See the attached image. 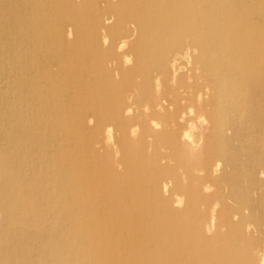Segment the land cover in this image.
<instances>
[{"label": "bare ground", "instance_id": "1", "mask_svg": "<svg viewBox=\"0 0 264 264\" xmlns=\"http://www.w3.org/2000/svg\"><path fill=\"white\" fill-rule=\"evenodd\" d=\"M0 264H264V0H4Z\"/></svg>", "mask_w": 264, "mask_h": 264}, {"label": "rangeland", "instance_id": "2", "mask_svg": "<svg viewBox=\"0 0 264 264\" xmlns=\"http://www.w3.org/2000/svg\"><path fill=\"white\" fill-rule=\"evenodd\" d=\"M3 5H4V0H0V8H2ZM181 205H182V206L179 205L178 209H179V208L182 209V208L184 207L183 204H181Z\"/></svg>", "mask_w": 264, "mask_h": 264}]
</instances>
